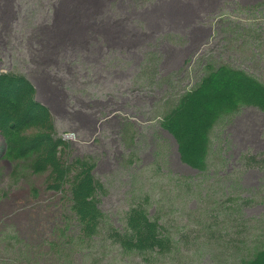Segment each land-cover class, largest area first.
I'll return each instance as SVG.
<instances>
[{
    "label": "rangeland",
    "instance_id": "1",
    "mask_svg": "<svg viewBox=\"0 0 264 264\" xmlns=\"http://www.w3.org/2000/svg\"><path fill=\"white\" fill-rule=\"evenodd\" d=\"M198 1L0 0V73L32 81L68 144L58 157L93 162L104 186L103 233L82 242L69 184L50 189L39 151L12 155L0 134V264H250L264 249V113L220 117L203 172L180 162L162 127L218 67L264 85V0ZM74 19L86 33L67 37ZM138 205L164 226L170 252L107 239Z\"/></svg>",
    "mask_w": 264,
    "mask_h": 264
},
{
    "label": "trees",
    "instance_id": "2",
    "mask_svg": "<svg viewBox=\"0 0 264 264\" xmlns=\"http://www.w3.org/2000/svg\"><path fill=\"white\" fill-rule=\"evenodd\" d=\"M198 3L201 4L202 0ZM100 5H96L92 12L94 16L98 14ZM169 10L172 11L171 8ZM150 11L158 19L163 17L160 10ZM72 22L76 28L69 31L67 37L86 33V29L81 27L84 25L83 20L74 19ZM105 34L102 33V36ZM115 35L119 37L118 32ZM102 38L110 45L107 38ZM38 93L32 81L25 76L0 73V134L4 136L12 155L25 156L33 150L39 151L34 168L41 171L51 169L53 184L49 185L50 189L60 191L69 184L71 216L78 223V237L82 242H86L89 237L94 241L104 228V214L98 198V193L104 192V186L94 178L96 164L85 159L65 164L58 157L60 147L68 144L55 138L51 110L37 99ZM181 98L163 118L162 127L175 140L180 162L200 172L205 169L207 134L220 117L233 114L243 107L255 108L264 113V85L244 72L226 66L215 69L196 89ZM36 127L42 132L37 130L34 135L23 134L26 129ZM147 213L142 205L131 208L124 231L111 227L106 230L105 236L126 249L138 250L143 254L170 252L173 243L164 226ZM250 264H264V249L259 250Z\"/></svg>",
    "mask_w": 264,
    "mask_h": 264
}]
</instances>
